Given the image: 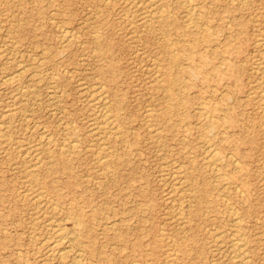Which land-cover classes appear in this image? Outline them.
Instances as JSON below:
<instances>
[{
    "label": "rangeland",
    "instance_id": "1",
    "mask_svg": "<svg viewBox=\"0 0 264 264\" xmlns=\"http://www.w3.org/2000/svg\"><path fill=\"white\" fill-rule=\"evenodd\" d=\"M105 1L0 0V264H264V0Z\"/></svg>",
    "mask_w": 264,
    "mask_h": 264
},
{
    "label": "bare ground",
    "instance_id": "2",
    "mask_svg": "<svg viewBox=\"0 0 264 264\" xmlns=\"http://www.w3.org/2000/svg\"><path fill=\"white\" fill-rule=\"evenodd\" d=\"M126 1V0H125ZM136 1V0H135ZM233 1V0H232ZM241 1V0H240ZM244 1H246V0H244ZM243 1V2H244ZM104 2H106L105 0H104ZM133 2V1H132ZM132 2H130V4H129V7H131L130 5H131V3ZM148 2V7L150 8V6H152V1H147ZM146 1H145V5H146V3H147ZM180 2L182 3V4H184V5H187V6H190L189 4L191 3V1L190 0H180ZM124 3V2H123ZM133 3H135V2H133ZM132 3V4H133ZM158 3V2H157ZM174 3V2H173ZM137 5H140V4H136V6ZM244 5V4H243ZM162 6V5H161ZM143 7H144V5H143ZM192 7V6H191ZM197 7V6H196ZM246 7V6H245ZM87 8H88V6H87ZM132 8V7H131ZM134 8V7H133ZM195 8V7H194ZM161 9H164V8H161ZM193 10V9H192ZM125 11V10H124ZM132 11V10H131ZM141 11H143V10H141ZM160 11V10H159ZM159 11L157 10V12H158V14L157 13H155V11H149L148 10V12H150L149 14H147V16L144 18L147 22H146V24L148 23V22H150V23H153L154 21H155V23H162L165 19H164V17H163V15L162 14H160L159 13ZM194 11V10H193ZM242 11V10H241ZM136 12V11H135ZM134 12V13H135ZM139 12V11H138ZM190 12V11H189ZM264 12V11H263ZM3 13V12H2ZM125 13V12H124ZM131 13V12H130ZM133 13V14H134ZM144 13H146V12H144ZM93 14V13H92ZM125 14H127V13H125ZM139 14V13H138ZM156 14H157V16H156ZM186 14V13H185ZM264 14V13H263ZM12 15V14H11ZM86 15V14H85ZM122 15V14H121ZM130 15H132V14H130ZM144 15V14H143ZM142 15V16H143ZM123 16V15H122ZM126 15H124V17H125ZM141 16V15H140ZM135 17V16H134ZM130 18H131V16H130ZM186 18V17H185ZM129 19V18H128ZM134 19V18H133ZM132 19V20H133ZM130 20V19H129ZM184 20V19H183ZM78 21V20H77ZM139 21V20H138ZM141 21V20H140ZM143 21V20H142ZM19 22V21H18ZM188 22L189 23H191V21L190 20H188ZM131 23V22H130ZM150 23H148V24H150ZM164 23V22H163ZM132 24V23H131ZM133 25H135V22H134V24ZM137 25V24H136ZM227 25V24H226ZM128 26H131V25H129L128 24ZM161 26V25H160ZM230 26V25H229ZM203 27V26H202ZM7 29V28H6ZM6 29H5V31H6ZM72 29V28H71ZM146 29V28H145ZM148 29V28H147ZM151 29V28H150ZM191 29V28H190ZM259 29V28H258ZM73 30V29H72ZM131 30H132V28H131ZM159 30V29H158ZM4 31V32H5ZM69 31V30H68ZM263 31V30H262ZM8 32V31H7ZM65 33L67 32V30H65L64 31ZM155 32V31H154ZM8 33H12V32H8ZM71 33V32H70ZM77 34V33H76ZM75 34V35H76ZM129 34H131V33H129ZM63 35V34H62ZM71 35V34H70ZM78 35V34H77ZM93 35H95V34H93ZM140 35V34H139ZM139 35H138V37H139ZM2 37V36H1ZM93 37H95V36H93ZM4 38H6V37H4ZM62 38V37H61ZM61 38H60V40H61ZM71 39V38H70ZM9 40H10V38H9ZM67 40V39H66ZM69 40V39H68ZM13 41V40H12ZM256 42H257V40H255ZM145 43V42H144ZM258 43V42H257ZM16 44V43H15ZM14 44V45H15ZM97 44H98V42H97ZM254 44H256V43H254ZM14 45H12V48H13V46ZM34 45V44H33ZM94 45V44H93ZM139 45V44H138ZM42 46V45H41ZM5 47V46H4ZM3 48V47H2ZM10 49V48H9ZM79 49V48H78ZM5 50V49H4ZM44 50V49H43ZM42 50V51H43ZM97 50H98V52L97 53H103L104 52V48H103V45H99L98 47H97ZM140 50V49H139ZM95 50H93V52H94ZM259 52H264V51H260V50H258ZM28 52V51H27ZM91 52H92V48H91ZM5 53V52H4ZM13 53H15L14 51H13ZM17 53V52H16ZM15 53V54H16ZM20 53V52H19ZM3 54V53H2ZM11 54V53H10ZM9 54V55H10ZM22 54H23V52H22ZM28 54V53H27ZM93 54V53H92ZM260 54V53H259ZM20 55H21V53H20ZM176 55V54H175ZM261 56V55H260ZM263 56V55H262ZM262 56H261V58H262ZM1 57H2V55H1ZM34 57V56H33ZM36 57V56H35ZM99 57V56H98ZM7 58H8V56H7ZM32 58V57H31ZM95 58V57H94ZM5 59V58H4ZM14 59V58H13ZM13 59H11V61L13 60ZM95 59H97V58H95ZM153 59V58H152ZM151 59V60H152ZM3 60V59H2ZM39 61H40V59H38ZM42 60V59H41ZM44 60V59H43ZM42 60V61H43ZM262 60H263V58H262ZM262 60H259V61H262ZM34 61V60H33ZM256 61H257V59H256ZM7 62H9L8 60H7ZM38 62V61H37ZM172 63H173V61H172ZM259 63V62H258ZM258 63H256L257 65H258ZM20 63L18 62V64H16V65H18L19 67L21 66L22 67V65L20 64ZM264 64V63H263ZM262 64V65H263ZM261 65V64H260ZM260 65H258V66H260ZM29 66H31V65H29ZM157 66V65H156ZM257 66V68L256 69H258L259 67ZM20 67V68H21ZM18 68V67H17ZM30 68V67H29ZM159 68V67H158ZM262 68V67H261ZM256 69H254V70H256ZM9 70V69H8ZM15 70V69H14ZM25 70H28V68L27 67H23V70H22V68L21 69H19V71H18V74L19 73H23L22 71H25ZM168 70L170 71V73H168V75H167V83H168V85H169V88H168V90H167V95H166V99L168 100V102L166 101V103H168V107H169V109L170 110H173V109H175L176 108V105L177 104H175V106L173 105V102L176 100V98H175V93L174 92H172V89H171V86H174V85H177L178 83H177V80H176V78L174 77V75L172 74V72H171V70H172V65H170L169 66V68H168ZM261 70H263V68L261 69ZM48 71H49V69H48ZM15 73V75H16V72H14ZM13 73V74H14ZM35 73V72H34ZM67 73H69L68 71H67ZM261 74H262V71L260 72ZM12 74V73H11ZM154 74H156V72L154 73ZM31 76H34V74H33V72H32V74H30ZM157 75V74H156ZM264 75V73L262 74V76ZM3 76H5V75H3ZM7 76V75H6ZM30 76V77H31ZM8 77V76H7ZM6 77V78H7ZM9 77H10V75H9ZM13 77H15L14 75H13ZM16 77H18V76H16ZM27 77H29V76H27ZM52 77H54V76H52ZM258 77H260V76H258ZM159 78H160V76H159ZM261 78V77H260ZM50 79H51V77H50ZM156 79H157V77H156ZM7 80V79H6ZM11 77H10V79H9V82L10 83H12L11 81ZM13 80V79H12ZM259 80V79H258ZM84 81V80H83ZM82 81V82H83ZM8 82V81H7ZM36 82H40V81H35V83ZM256 82H258L257 81V79H256ZM261 82V81H260ZM263 82H264V78H263ZM263 82H262V85H263ZM30 83V82H29ZM161 83V82H160ZM259 83V82H258ZM23 84V83H22ZM52 84V83H51ZM77 84H78V82H77ZM49 85V84H48ZM48 85H47V87H48ZM260 86H261V84H260ZM259 86V87H260ZM47 87H45V89L47 88ZM79 87V86H78ZM81 87V86H80ZM96 87H97V85H96ZM102 87V86H101ZM104 87V86H103ZM17 88V87H16ZM18 88H20V87H18ZM28 87H26V89H27ZM32 88V87H31ZM31 88H30V91H31ZM155 88V87H154ZM264 88V87H263ZM22 89V88H21ZM21 89H19V90H21ZM26 89H24V90H26ZM29 89V88H28ZM55 89V88H54ZM88 89V88H87ZM163 89H165V88H163ZM261 89V88H260ZM23 90V89H22ZM47 90H48V88H47ZM50 90V89H49ZM91 90V89H90ZM256 90H258V89H256ZM263 90V92H264V89H262ZM27 91V90H26ZM29 91V90H28ZM83 91H85V90H83ZM255 91V90H254ZM22 92V91H21ZM82 92V91H81ZM87 92V91H86ZM94 91H92V93H93ZM150 92V91H149ZM155 92V91H154ZM259 94H264L263 92L261 93V90H259ZM32 93H34L33 91H32ZM60 93V92H59ZM88 93V92H87ZM92 93H90V94H92ZM96 93V92H95ZM83 94V93H82ZM86 94V93H85ZM105 95H106V93H104ZM17 95V94H16ZM19 95V94H18ZM30 95V94H29ZM60 95V94H59ZM81 95V94H80ZM89 95V94H88ZM248 95V97H249V94H247ZM21 96H22V93H21ZM47 97L49 96V94H47L46 95ZM58 96V95H57ZM91 96V95H90ZM28 97V96H27ZM34 97H35V95H34ZM91 97H93V95L91 96ZM97 97V96H96ZM262 97V100H263V96H261ZM13 99L15 98L14 96L12 97ZM22 99V98H21ZM25 99V98H24ZM27 99V98H26ZM89 99V98H88ZM97 99V98H96ZM105 99V98H104ZM150 100V99H149ZM202 100V99H201ZM261 100V101H262ZM31 101V100H30ZM52 101V100H51ZM97 101V100H96ZM165 101V100H164ZM258 101V100H257ZM20 102V101H19ZM36 102V101H35ZM22 103H25V102H21V104ZM37 103V102H36ZM91 103V102H90ZM100 103H101V106H102V110H103V112H102V114L100 115V116H102V122H101V131L102 132H105V130H108V127H109V125H110V120H111V116H110V111H109V109H108V106H107V102L105 101V100H103L102 98H100ZM202 103V102H201ZM19 104V103H18ZM205 104V103H204ZM172 105V106H171ZM202 105V104H201ZM95 106H96V104H95ZM98 106V105H97ZM263 106H264V104H263ZM99 108H101L100 106H98ZM146 107V106H145ZM152 107V106H151ZM92 108V107H91ZM147 108H149V107H146V110H147V113L149 112L148 111V109ZM153 108V107H152ZM19 109V108H18ZM27 109V108H26ZM200 109V108H199ZM93 110H94V108H93ZM101 110V111H102ZM149 110H150V108H149ZM194 110H196V109H194ZM263 110V109H262ZM10 111V110H9ZM19 111H21V110H19ZM200 111V110H199ZM264 111V110H263ZM262 111V113H264ZM26 112V111H25ZM24 112V113H25ZM30 112V111H29ZM88 112V111H87ZM146 112V111H145ZM151 112V111H150ZM152 112H153V110H152ZM151 112V113H152ZM158 112V111H157ZM6 113V112H5ZM8 113H10V112H8ZM89 113V112H88ZM3 114V113H2ZM7 114V113H6ZM34 114V113H33ZM32 114V115H33ZM95 114H98V113H95ZM144 114V113H143ZM201 114V113H200ZM4 115V114H3ZM2 115V116H3ZM7 115H9V114H7ZM11 115V114H10ZM157 115V114H156ZM21 116H22V114H21ZM30 117V116H29ZM154 117V116H153ZM2 118V117H1ZM27 118H28V116H27ZM26 118V119H27ZM101 117H99V119H100ZM148 118H149V116H148ZM212 118V117H211ZM9 120V119H8ZM25 120V119H24ZM7 121V120H6ZM70 121V120H69ZM25 122H26V120H25ZM113 122H114V120H113ZM112 122V123H113ZM148 122V120L145 122V123H147ZM153 122V121H152ZM157 122V121H156ZM7 123H9L8 121H7ZM69 123V122H68ZM89 123H92V122H89ZM111 123V124H112ZM149 123V122H148ZM154 123V122H153ZM11 124V123H10ZM2 125H4V127L6 126V123L5 124H2ZM8 126H9V124H7ZM64 125H65V122H64ZM72 125V124H71ZM97 125V127H98V124H96ZM100 125V124H99ZM11 126V125H10ZM63 126V125H62ZM150 126V125H149ZM148 126V128H150L151 129V127H152V125L149 127ZM154 126H156V125H154ZM184 126V125H183ZM215 123H213V122H211V120H210V122H208V124H207V128L208 129H214L215 128ZM19 127V126H18ZM65 127H66V125H65ZM72 127V126H71ZM92 127V126H91ZM116 128H117V126H116ZM8 129V128H7ZM7 129H4V130H1V132L3 131H5V130H7ZM42 129H44V127L42 128ZM68 129H69V127H68ZM75 129V128H74ZM95 129V128H94ZM98 129H100V127L98 128ZM132 129V128H131ZM161 129V128H160ZM159 129V130H160ZM66 130V129H65ZM76 130V129H75ZM90 130V129H89ZM97 130V128L95 129V131ZM110 130V129H109ZM113 130V129H112ZM112 130H110V131H112ZM155 130H158V129H155ZM154 130V131H155ZM158 130V131H159ZM16 131V130H15ZM14 131V132H15ZM2 132V133H3ZM66 132V131H65ZM92 132H94V131H88L87 132V134L88 133H91L92 134ZM99 132V131H98ZM39 133V132H38ZM62 133H63V131H62ZM106 133V132H105ZM153 133V132H152ZM151 133V134H152ZM155 133V132H154ZM153 133V134H154ZM13 134V133H12ZM109 133H107V135H108ZM7 135V137L9 136L10 137V134H6ZM5 135V136H6ZM17 135V134H16ZM39 136H40V138H41V135L40 134H38ZM98 135V134H97ZM106 135V136H107ZM148 135H150V134H148ZM5 136H3L4 138H5ZM47 136V135H46ZM99 136V135H98ZM115 136V135H114ZM43 137H44V135H43ZM49 135H48V139H49ZM68 137H70V136H68ZM212 137V136H211ZM1 138H2V136H1ZM109 138H110V136H109ZM15 139V138H14ZM46 139H47V137H46ZM47 139V140H48ZM63 139V138H62ZM92 139V138H91ZM104 140L105 139H107V138H103ZM163 139H164V137H163ZM100 140V139H99ZM102 140V139H101ZM15 142H17V139H15L14 140ZM157 142H158V139L156 140ZM13 142V141H12ZM64 142V141H63ZM72 142H74V140L72 141ZM71 141H70V144L72 143ZM99 142H101V141H99ZM2 143H4V141L2 142ZM7 143V142H6ZM74 143H76V142H74ZM63 144V143H62ZM161 144V143H160ZM74 145H77V144H73V145H71L70 147H69V149L68 150H70V151H73L74 150V148L76 147H74ZM97 145V144H96ZM101 145V144H100ZM100 145H98V146H100ZM105 144H102L101 146H104ZM129 145V144H128ZM127 145V146H128ZM8 146V145H7ZM12 146V145H11ZM10 146V147H11ZM14 146V145H13ZM40 146V144L38 145V147ZM60 146V145H59ZM107 146V145H106ZM209 146V145H208ZM22 147V146H21ZM24 147V146H23ZM36 147V146H35ZM61 147L62 146H60V149H61ZM157 147V146H156ZM215 147V146H214ZM31 148V147H30ZM29 148V149H30ZM33 148H34V146H33ZM63 148V147H62ZM66 148V147H65ZM160 148V147H159ZM200 148V147H199ZM12 149V148H11ZM20 149V148H19ZM28 149V148H27ZM26 149V150H27ZM110 149V148H109ZM201 149V148H200ZM204 149V148H203ZM17 150V149H16ZM96 150H98V149H96ZM107 150H108V146H107ZM206 151H207V153H208V159H210V160H212L213 162H211L212 164H215L214 162L215 161H217V160H219V158H218V155H217V151H214L215 149H212V148H210V146H209V148H208V150H207V148L205 149ZM204 150V151H205ZM5 151H6V149H5ZM5 151H4V153H5ZM29 151H31V150H29ZM66 151H67V149H66ZM99 151H101V150H99ZM98 151V152H99ZM114 151H115V149H114ZM18 152V151H17ZM106 152V151H105ZM26 153V152H25ZM34 153V152H33ZM50 153V152H49ZM66 153V152H65ZM77 153V152H76ZM97 155H98V153L97 152H95ZM115 153V152H114ZM113 153V154H114ZM1 154V153H0ZM28 154V153H27ZM75 154V153H74ZM112 154V155H113ZM205 154H206V152H205ZM22 155V154H21ZM23 155H24V153H23ZM36 155V154H35ZM34 155V156H35ZM38 156L40 155V154H37ZM69 155H70V153H69ZM95 155V154H94ZM102 155V154H101ZM228 155H229V153H228ZM15 156H16V154H15ZM33 156V155H32ZM103 156V155H102ZM230 156H231V154H230ZM7 157V156H6ZM22 157V156H21ZM35 157H37V156H35ZM34 157V158H35ZM92 157V156H91ZM97 157V156H96ZM164 157V156H163ZM16 158V157H15ZM23 158V157H22ZM22 158H20V159H22ZM28 158H30V156L28 157ZM9 159V158H8ZM17 159V158H16ZM36 159V158H35ZM38 159V158H37ZM36 159V160H37ZM41 159V158H40ZM97 159V158H96ZM101 159H103V158H101ZM161 159V158H160ZM232 159H234V160H236L237 161V159H235V158H233L232 157ZM43 160V159H42ZM99 160V159H98ZM44 161V160H43ZM67 161V160H66ZM97 161V160H96ZM104 161H106V158H105V160ZM206 161V160H205ZM36 162V161H35ZM94 162V161H93ZM92 162V163H93ZM111 162V161H110ZM172 162H173V160H172ZM31 163V162H30ZM99 163V162H98ZM233 163V162H232ZM235 161H234V166H235V168H236V165H237V163H236V165H235ZM20 164V163H19ZM23 164H25V162L23 163ZM39 164H41V163H39ZM105 164H106V162H103V166H105ZM209 164V163H208ZM48 165V164H47ZM165 165V164H164ZM182 165V164H181ZM207 165V164H206ZM15 166H16V164H15ZM35 166V165H34ZM34 166H32L33 168H34ZM49 166V165H48ZM175 166V165H174ZM184 166V165H183ZM23 167V166H22ZM27 167V166H26ZM37 167V166H36ZM176 167V166H175ZM179 167H181L180 165H179ZM210 167H211V165H210ZM217 167V166H216ZM212 168V167H211ZM210 168V169H211ZM31 169V168H30ZM97 169V168H96ZM106 169V168H105ZM173 169V168H172ZM190 169V168H189ZM217 169V168H216ZM21 170V169H20ZM174 170H175V168H174ZM191 170V169H190ZM26 171H29V170H27L26 169ZM31 171V170H30ZM49 171V170H48ZM101 171H103L102 169H101ZM100 171V172H101ZM25 172V171H24ZM35 172V171H34ZM162 171H160V173H161ZM19 173V172H18ZM26 173V172H25ZM110 173V172H109ZM164 173V172H163ZM17 174V173H16ZM33 174H35V173H33ZM173 174V173H172ZM181 174V173H180ZM179 174V175H180ZM37 175V174H36ZM35 175V176H36ZM104 175V174H103ZM108 175V174H107ZM177 175V174H176ZM222 175V174H221ZM27 176H28V174H27ZM35 176L33 177L35 180H36V178H37V176H36V178H35ZM115 176V175H114ZM172 176H174V175H172ZM31 177V176H30ZM185 177V176H184ZM216 177V176H215ZM223 177H224V175H223ZM183 178V177H182ZM160 179V178H159ZM158 179V180H159ZM163 179V178H162ZM185 179V178H184ZM183 179V180H184ZM21 180V179H20ZM33 180V179H32ZM34 180V181H35ZM176 180V179H175ZM33 181V182H34ZM37 181V180H36ZM161 181V180H160ZM181 181V180H180ZM38 182V181H37ZM171 182H175L174 180L173 181H171ZM160 183V182H159ZM179 183V182H178ZM183 183H185V182H183ZM25 184V183H24ZM27 184V183H26ZM38 184H39V182H38ZM181 184V183H180ZM28 186V188H29V186H30V184L29 185H27ZM31 186H33V185H31ZM36 186V185H35ZM34 186V187H35ZM163 186H164V184H163ZM186 187V186H185ZM27 188V189H28ZM174 188V187H173ZM98 189V188H97ZM96 189V190H97ZM168 189H170V190H173L172 188H170V187H168ZM167 189V190H168ZM183 189V188H182ZM186 189V188H185ZM30 190V189H29ZM39 190H41V188L39 189ZM235 190H237V187H236V189ZM98 191V190H97ZM176 191V190H175ZM174 191V192H175ZM27 192V191H26ZM171 192V191H170ZM170 192H168V195H170L169 193ZM186 192V191H185ZM37 193V192H36ZM163 193H164V191H163ZM187 193H188V191H187ZM23 194H25V193H23ZM22 194V195H23ZM34 194V193H33ZM173 194V193H172ZM181 194V193H180ZM240 194H242L241 192H240ZM32 195V194H31ZM31 195H30V197H31ZM37 195V194H36ZM41 195H43V194H41ZM182 195V194H181ZM37 196H39V194L37 195ZM39 197H41V196H39ZM45 197H48V196H45ZM24 198V197H23ZM46 199V198H45ZM180 199V198H179ZM30 200H32V199H30ZM35 200V199H34ZM36 200H38V198H36ZM174 200V199H173ZM173 200H171V201H173ZM178 200V199H177ZM22 201V200H21ZM181 201V200H180ZM180 201H177V202H180ZM50 202V201H49ZM166 202V201H165ZM41 203H43V202H41ZM48 203V202H47ZM172 203V202H171ZM170 203V205L172 206V204ZM46 204V203H45ZM191 204V203H190ZM231 204V203H230ZM39 205V204H38ZM54 205V204H53ZM179 205H181V202H180V204H178V206ZM104 206V205H103ZM177 206V205H176ZM175 205H174V208L176 207ZM188 206V205H187ZM232 206V205H231ZM57 207V206H56ZM55 207V208H56ZM112 207V206H111ZM161 207V206H160ZM53 208V207H52ZM54 208V209H55ZM93 208V207H92ZM173 208V207H172ZM173 208V209H174ZM179 208H181L180 206H179ZM178 208V209H179ZM187 208V207H186ZM110 209H112V208H110ZM168 209H171V208H168ZM173 209H171V210H173ZM53 210V209H52ZM175 210V209H174ZM180 210V209H179ZM230 210V209H229ZM61 211V209L59 208V212ZM112 211V210H111ZM208 211V210H207ZM33 212V211H32ZM183 211L181 210V213H182ZM234 212V211H233ZM172 213V212H171ZM175 213H176V211H175ZM181 213H179V216L181 217ZM43 214H45V213H43ZM104 215H106V214H104ZM187 215V214H186ZM235 215V214H234ZM43 216V215H42ZM165 216V215H164ZM176 217H177V214H176ZM183 217V216H182ZM66 218V217H65ZM39 219V218H38ZM52 221H53V218L51 217L50 218ZM240 220H241V218H239ZM39 220H41V219H39ZM48 220V219H47ZM67 220V219H66ZM171 220H172V218H171ZM173 220H174V218H173ZM181 220V219H180ZM51 221V222H52ZM61 221V220H60ZM115 221V220H114ZM178 221V220H177ZM48 222H50L49 220H48ZM47 222V223H48ZM54 222H56V220L54 221ZM65 222V221H64ZM117 222V221H116ZM176 222V221H175ZM59 223V222H58ZM46 224V223H45ZM44 224V225H45ZM55 224H57V223H55ZM80 222L77 220V221H75L74 222V225H75V227H78V226H80ZM112 224V223H111ZM233 224L235 225V226H237V225H239V220L237 219V218H234V221H233ZM66 225V224H65ZM160 225V224H159ZM103 226V225H102ZM107 226H109V225H107ZM114 226V225H113ZM112 226V227H113ZM50 227H52V226H50ZM110 227V226H109ZM160 227H161V225H160ZM181 227V226H180ZM206 227V226H205ZM39 228V227H38ZM47 227H45V229H46ZM53 229V228H52ZM161 229V228H160ZM159 229V230H160ZM3 230H4V228H3ZM70 230V229H69ZM78 230V229H77ZM112 230V229H111ZM215 230H216V228H215ZM30 231H32V230H30ZM71 231H73V230H70V232ZM162 231V230H161ZM160 231V232H161ZM179 231V230H178ZM213 231V230H212ZM55 232H57V231H55ZM163 232V231H162ZM189 232V231H188ZM209 232H211L210 230H209ZM232 232V231H231ZM50 233H53V231L52 232H50ZM178 233V232H177ZM183 233H185L184 231H183ZM214 233V232H213ZM223 233V232H222ZM173 234V233H172ZM232 234V233H231ZM160 235H161V233H160ZM178 235V234H177ZM184 235H186V234H184ZM220 235V234H219ZM162 236V235H161ZM231 236V235H230ZM229 236V237H230ZM242 236V235H241ZM171 237V236H170ZM181 237V236H180ZM50 238H52L51 239V244L49 245V253L51 252L52 254H56V255H58L60 258V260H61V258L66 254V253H68V251H69V249L70 248H72V244L74 243V242H78V240H77V237L75 236H73L72 234L70 235L69 233L67 234H65V232L64 233H61V232H58V233H56V234H54L52 237H50ZM214 238V237H213ZM234 238V237H233ZM172 239V238H171ZM183 239V238H182ZM216 239V238H215ZM214 239V240H215ZM173 240V239H172ZM213 240V241H214ZM46 241V239L44 240V242ZM232 241V240H231ZM243 241V240H242ZM76 242V243H77ZM241 241L239 240V239H235V240H233V246H234V249H236V251H237V253H238V250H240V247L242 246V244L240 243ZM42 243H43V240H42ZM41 243V244H42ZM219 243V242H218ZM245 243V242H244ZM171 244V243H170ZM175 244V243H174ZM210 244V243H209ZM220 244V243H219ZM244 245V244H243ZM111 247V246H110ZM48 248V247H47ZM73 248H74V246H73ZM229 248V247H228ZM212 249V248H211ZM242 249V248H241ZM221 250H223V249H221ZM46 251V250H45ZM235 251V250H234ZM233 251V252H234ZM77 252V251H76ZM76 252H74L75 254H76ZM81 252V251H80ZM79 252V253H80ZM166 252V251H165ZM169 252H171V251H169ZM219 252H220V250H219ZM78 253V252H77ZM172 253V252H171ZM177 252L175 251V254H176ZM48 254V253H47ZM244 254V253H243ZM74 255V254H73ZM240 255V254H239ZM238 255V256H239ZM80 256V255H79ZM79 256H77V257H79ZM241 256V255H240ZM52 256H50V258H51ZM56 257V256H55ZM71 257H73V256H71ZM75 257V256H74ZM81 257V256H80ZM79 257V258H80ZM170 257V256H169ZM172 257V256H171ZM78 258V259H79ZM172 258H175V257H172ZM172 258H170L171 260H172ZM231 258V257H230ZM63 259V258H62ZM75 259V258H74ZM77 259V258H76ZM87 259V258H86ZM166 259V258H165ZM233 259H235V258H233ZM233 259H232V262H233ZM237 259V258H236ZM239 259V258H238ZM246 259V258H245ZM73 260V259H72ZM88 260V259H87ZM249 260V259H248ZM59 261V260H58ZM166 261V260H165ZM175 261H177V259L175 260ZM243 261H245V260H243ZM46 262H47V260H46ZM83 262H84V260H83ZM211 262V261H210ZM67 263V262H66ZM70 263V262H69ZM77 263V262H76ZM75 263V264H76ZM81 263V262H80ZM132 263V262H131ZM148 263V262H147ZM166 263V262H165ZM170 263H172V262H170ZM72 264V263H71ZM79 264V263H78ZM163 264H164V262H163Z\"/></svg>",
    "mask_w": 264,
    "mask_h": 264
}]
</instances>
